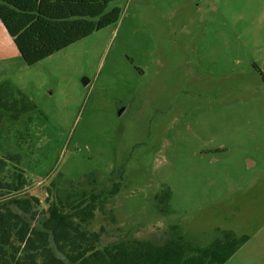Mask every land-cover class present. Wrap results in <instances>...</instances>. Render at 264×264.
Returning a JSON list of instances; mask_svg holds the SVG:
<instances>
[{"label":"rangeland","instance_id":"rangeland-1","mask_svg":"<svg viewBox=\"0 0 264 264\" xmlns=\"http://www.w3.org/2000/svg\"><path fill=\"white\" fill-rule=\"evenodd\" d=\"M115 6L117 23L34 65L0 20V85L35 105L0 125V156L19 154L42 201L123 172L90 226L103 245L180 230L236 245L224 264H264V0Z\"/></svg>","mask_w":264,"mask_h":264},{"label":"trees","instance_id":"trees-1","mask_svg":"<svg viewBox=\"0 0 264 264\" xmlns=\"http://www.w3.org/2000/svg\"><path fill=\"white\" fill-rule=\"evenodd\" d=\"M113 1L0 0V20L26 63L34 65L117 23L122 8L109 10ZM32 108L20 92L0 85V125ZM18 159V153L0 156V264H224L238 249L219 241L199 245L180 230L163 242L128 236L103 245L106 228L90 226L97 210L120 193L124 173L113 172L111 186L96 173L66 190L54 181L42 201L24 193L25 170L12 163Z\"/></svg>","mask_w":264,"mask_h":264}]
</instances>
